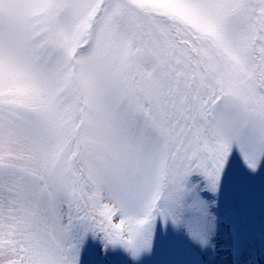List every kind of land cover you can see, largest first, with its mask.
Instances as JSON below:
<instances>
[{
  "label": "snow or ice",
  "instance_id": "1",
  "mask_svg": "<svg viewBox=\"0 0 264 264\" xmlns=\"http://www.w3.org/2000/svg\"><path fill=\"white\" fill-rule=\"evenodd\" d=\"M169 236L264 264V0H0V264Z\"/></svg>",
  "mask_w": 264,
  "mask_h": 264
},
{
  "label": "rangeland",
  "instance_id": "2",
  "mask_svg": "<svg viewBox=\"0 0 264 264\" xmlns=\"http://www.w3.org/2000/svg\"><path fill=\"white\" fill-rule=\"evenodd\" d=\"M257 250L259 248V239L257 238L254 241ZM182 242L179 238L169 236L165 239L162 247L161 252L153 257L149 264H163V262L167 259V253L170 249L179 248L181 246ZM100 257H98L95 253H93L90 256V260L92 261V264H96V261H98ZM102 264H126V260L123 256H109L106 258H103Z\"/></svg>",
  "mask_w": 264,
  "mask_h": 264
}]
</instances>
